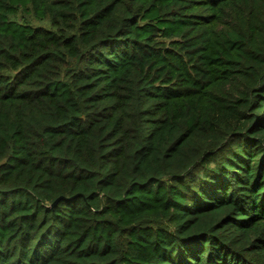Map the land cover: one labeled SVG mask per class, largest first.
Wrapping results in <instances>:
<instances>
[{
  "label": "trees",
  "instance_id": "16d2710c",
  "mask_svg": "<svg viewBox=\"0 0 264 264\" xmlns=\"http://www.w3.org/2000/svg\"><path fill=\"white\" fill-rule=\"evenodd\" d=\"M0 264H264V0H0Z\"/></svg>",
  "mask_w": 264,
  "mask_h": 264
},
{
  "label": "water",
  "instance_id": "95a60500",
  "mask_svg": "<svg viewBox=\"0 0 264 264\" xmlns=\"http://www.w3.org/2000/svg\"><path fill=\"white\" fill-rule=\"evenodd\" d=\"M57 201H58V199H56L53 203H52V205H54V204H56L57 203Z\"/></svg>",
  "mask_w": 264,
  "mask_h": 264
},
{
  "label": "rangeland",
  "instance_id": "374dc122",
  "mask_svg": "<svg viewBox=\"0 0 264 264\" xmlns=\"http://www.w3.org/2000/svg\"><path fill=\"white\" fill-rule=\"evenodd\" d=\"M34 23H36V21Z\"/></svg>",
  "mask_w": 264,
  "mask_h": 264
}]
</instances>
